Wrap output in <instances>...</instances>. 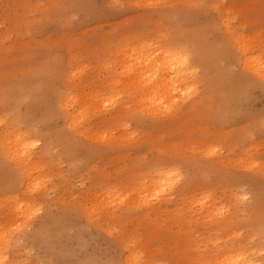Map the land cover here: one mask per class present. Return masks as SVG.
<instances>
[{
    "label": "rangeland",
    "instance_id": "1",
    "mask_svg": "<svg viewBox=\"0 0 264 264\" xmlns=\"http://www.w3.org/2000/svg\"><path fill=\"white\" fill-rule=\"evenodd\" d=\"M226 20L230 33L258 39L264 48V0H0V132L8 134L19 127L40 139L39 147L45 140L51 148L49 155L42 156L48 180L24 195L0 143V198L16 192L36 201V212L32 210L27 221L20 217L19 222L25 223L5 236L10 241L6 250H0L8 255L6 264H18L17 259L19 264H125L120 231L121 238L135 240L142 259L163 258L157 250H164L168 264H210L204 258L210 249L223 254L231 238L247 237L245 229L239 230L240 237L234 236V230H216L201 209L188 208L189 197L207 194L209 189L217 207L233 213L243 209L250 217L264 213V81L246 79L248 72L239 63ZM160 43L187 47L198 72L192 98H200L201 105L171 117L170 122L164 119L174 110L156 123L141 113L128 114L124 128L98 116L91 120L96 122L89 138L79 134L75 144L65 143L60 137L62 118L51 108L52 101L70 86L71 94L77 92L90 103L92 90L101 94L112 90L120 96L115 105H120L126 99L119 93L124 92L118 87L120 81L116 87L107 85L115 73L119 79L124 75L121 67L117 70L123 75L114 69L122 62L117 50L146 47L150 51ZM106 108L112 113L118 110L112 104ZM252 161L256 166H250ZM160 164L177 168L180 180L175 190L183 180L189 181V190L182 198L169 192L152 198L151 204L159 210L134 209L129 219L122 209L124 204L137 203L131 197L138 199L133 192L140 187V175H134ZM108 186H117L120 193L135 189H128L131 196L117 192L122 200L108 208L120 213L121 224L103 208L105 193L100 197L105 201L98 198ZM40 189L45 196H38ZM238 192L239 197L245 194L241 202ZM94 198L103 208L98 213L93 212L99 209ZM4 206L0 201L1 224L8 230L14 218ZM262 226L264 232V220ZM152 228L176 235L177 240L158 235L155 240ZM254 242L255 257L264 258V240Z\"/></svg>",
    "mask_w": 264,
    "mask_h": 264
},
{
    "label": "bare ground",
    "instance_id": "2",
    "mask_svg": "<svg viewBox=\"0 0 264 264\" xmlns=\"http://www.w3.org/2000/svg\"><path fill=\"white\" fill-rule=\"evenodd\" d=\"M118 1L119 0H111V2H118ZM227 14L224 13V16L226 17ZM224 23L228 35L230 34L229 39H231L232 43L234 44V47L236 48L237 54L239 56V61H240L239 63L241 67L244 70H246V72H248V74L246 73V79L249 80L251 77L254 79H259L261 81H264V48H262L260 42L257 41L258 39L257 40L251 39L249 41L242 34H237V33L232 34L230 33L232 32V30L229 22L226 20ZM145 44L150 47L152 43L148 41ZM157 47L155 49L152 48L153 50H150L151 49L150 48L149 49L150 51H147L148 49L146 50L145 47V49H143L144 51L142 50L143 52L141 51L142 48L141 49L133 48V50L130 49L131 50L130 52L123 48L117 50L118 55H120L121 61L123 62V66L121 62L120 63L121 66L118 65L119 63L115 64L114 69L115 72L119 71L120 74L124 73V75L122 74L123 75L122 78L119 79L120 77L119 78L117 76L115 77L116 74L115 73L109 78L107 85L109 87H111L112 85L116 87L119 85L118 81H120L121 85H119L118 87L121 86L120 89H122L124 92H119V93L120 95L122 93L126 94V97L123 95L124 98L126 99H124L123 103H121L120 105H115L117 104V102L119 103V97H120L118 96L119 94L118 93L116 94L115 92H114L115 94H113L111 92L112 90L110 91L108 87L107 88L109 92H106L105 94L103 93L101 94L100 90H96V89L92 90V94L90 95V99H91V103H90V102H85L86 99L83 96L77 95V92H75L76 94L74 93L71 94V92H69L68 89L73 90L74 88L71 89L70 86H67L66 90L62 92L60 98L59 99L57 98L56 101H52L51 103V108L55 112H57L58 115H60V117L62 118L63 132L60 136L61 139L65 143L69 145L70 144L73 145L76 143L75 139L79 134L81 136L86 135V138H89L90 137L89 132L93 128L91 125L93 121L91 122V120L92 118L95 119L98 116H100L101 118L103 117L105 121L106 120L110 121V123L112 122L118 123V125H121L124 128L125 123L123 121V118L125 115L128 114L132 115L134 113H141V115L144 114L146 117L152 120L153 123L154 122L156 123V122H162L163 120L162 118H164L162 116L167 115L166 113L174 110L173 115H169L168 118L166 117L167 119H164L170 122L171 117L174 116L177 117L180 114H188L189 112L197 108L198 105L200 106L202 103L201 99L198 98L197 100H195L194 98L195 96L193 97L194 99L192 98V93L195 91L196 88H198V84H197L198 72L196 70L197 67L193 64L191 60L187 47H183L180 45H173L169 43H164V44L160 43L159 46ZM145 52L147 53L143 54ZM126 56H129V58ZM125 59L127 63L124 64ZM193 65L195 67H193ZM117 66L121 67L122 73L120 70H117ZM116 78H118L119 80L118 79L116 80ZM185 97L186 98L191 97L192 99L186 100ZM82 101H84L86 105L83 104L81 105L80 103ZM110 104L114 105V108L115 106L116 107L119 106L117 107L118 110L116 111L113 110L114 111L113 113L111 111L107 112L106 110L107 109L109 110V108L106 107H108V105L110 106ZM108 113L111 114L109 117H106L105 115ZM88 114L89 117H87ZM129 116H125V118ZM1 130H3V128ZM3 131L0 132V143L2 146V152L4 155H6L9 158L11 164L14 166L13 169H14L15 181L16 183L17 182L19 183L18 188L22 189L20 193L26 195L27 192L28 193L32 192L33 189L35 192V189L37 187L44 185L48 180L46 179L47 178L46 173L43 168L44 164H43L42 156L44 157V155L50 154V150H51L50 143L44 140L41 143V147H39L38 142H40V139L35 138V136L30 134L29 132L26 133L24 130H22L19 127L16 128L15 132L12 131L13 133L10 131L11 133L6 134L8 131H5L6 133ZM104 136L105 135H103V138H108L107 136L106 137ZM111 137L113 138V136ZM91 138H93V136H91ZM40 158L42 161L40 160ZM249 164L250 163H248L247 165L249 166ZM251 164L250 166H253L254 164L253 161L251 162ZM247 165L246 167H248ZM259 166L258 169L259 170L262 169L259 168ZM174 169L175 168L171 166H162L160 164V165H156L154 169L153 167H150L149 169L147 168V170H144L143 172L134 175V176L140 175V182H137L139 183L140 187L136 188L135 186L136 190L134 188L132 189V191L134 190L136 191L133 192V196L135 193L137 194V192H138L137 195L139 196L135 194L136 196L135 198L138 199H134L131 197V200L133 201L137 200V203H133V204L128 203L126 205L124 204V207L122 209L123 212H125L124 215L128 216L129 219L130 217L131 219H133V215L129 216L130 212L134 209H141L142 207H147L148 210L154 213L159 207H153V205L151 204L152 198L156 199L158 196H161L168 192L170 196H172V194H175L176 196H179V198H182V196L189 190L190 183L189 181L183 180L180 184H178V188H176L175 190L173 186L175 185L176 181L179 182L180 177H179V172L175 171L177 168L175 170ZM261 178L264 179V177ZM133 185H129V186H133ZM103 188L102 191L104 190V192L101 195L98 194L99 195L98 198L100 199V197L105 193V196L108 198L107 202L103 200V197L100 199V202L101 200L105 201V202H101V203H105L103 208H107L106 211H109L107 215L110 217V219L118 220V222L120 221L119 223L121 224V220L119 219V217H121L120 213H116L115 209L113 208L112 210L108 209L109 207L116 205L118 199L122 200V198H120L121 195L119 196L117 193L119 192L118 191L119 188H117V186H115V189L112 186H108L107 189L105 188L106 190ZM131 188L128 187L130 192H132ZM172 188L173 190H171ZM43 189L45 190V188ZM43 189H40L38 191L39 197L45 196L46 190L44 191ZM128 189L122 193L131 196L132 193L129 194L130 192L129 193L127 192ZM16 190L17 189H15L14 191ZM209 191L210 190L208 189V193ZM98 193H102V192L99 191ZM122 193L119 192V194ZM208 193L204 195L202 194L201 196L200 195L197 196L196 194H193L191 197H189V201L192 205L190 204L188 208H193L195 206L201 209L203 214L206 215L208 219L210 218L209 219L210 225L213 228H217L216 230L218 229H222L223 231L234 230L233 232L234 236L240 237L239 230L245 229L247 231V237H245V239H239L236 241L233 240L232 238L231 239L229 238L230 242H228V244L224 247L223 254L222 252H220V250L214 252V249H210L207 255L204 257L205 260H207L208 262L210 261V264H264V258L255 257L256 255L255 253H257L258 249L254 242L255 239H257L258 242L264 240V232L262 226V221L264 220V213L261 214L256 213L254 214L253 217H250L248 214L244 213L243 209H238V211H235L234 213L230 212L229 208L224 209L222 205H220L222 207H217L216 204L218 202L215 204L213 201L212 203ZM238 194L239 192L237 193V196ZM128 196H125L126 198L123 199H127V198L129 199ZM95 198L96 200H99L97 199V196H95ZM95 198L93 199L94 200L93 203L95 202L97 204ZM244 198H245V194L242 193V197H239L238 200L241 202ZM0 201L2 204L5 205L4 207L9 209L10 215H12V217L14 218V219H11L12 217L10 218L12 221L8 230H6L7 228H5L6 226L4 227V224H1L2 222L0 218V248L2 249L4 248V250H6L8 241H10L6 239L7 237H5L7 232L9 230L13 229L14 231L15 229L19 228L21 223L19 222V220L21 219L20 217L25 218L28 215H32L31 213L34 211V206L36 201L35 198L32 196L20 198V194L16 192L11 197L10 196H8L7 198L1 197ZM169 201L170 198L168 197L165 200L166 205L168 204ZM92 206L94 205L92 204ZM96 206L99 207L98 205ZM176 206L177 207L175 210V214H178L180 207H178V203H176ZM225 207L228 206L225 205ZM92 209L94 208L91 207V210ZM102 209H100L99 207V209L97 208V210L94 209L93 212L96 211L98 213V210H102ZM216 216H219V218L221 219H217ZM24 218H22V220ZM89 218L91 219V217ZM140 218L141 217H135V219L137 220H140ZM27 219L28 218L26 217L25 220L27 221ZM25 220H23V222ZM150 231L152 234L151 236H153V239L157 238L158 235L159 239H164V240L172 239L173 241L174 239L177 240L176 235L168 236L166 234L156 233L153 230V228ZM10 232L11 231H9V233ZM122 234H123L122 231H120L119 241L121 242L124 253H126V255L123 254L122 256L123 258L122 260L125 264H168V262L163 260L165 257L164 254L166 253L164 250L162 251L157 250L159 256H162L163 258L159 257L157 259H150L149 257L147 259L145 258L142 259V255L140 254V251L137 248H135L134 245L135 240L131 238L127 241L124 238H121L124 237ZM130 235H132V232L130 233ZM216 239L217 241L220 240V238H216ZM18 240L19 239H17L16 241L15 239L16 242H20ZM215 241L216 240H213V242ZM209 242L211 243L212 241ZM213 244L214 243H212L211 247L213 246ZM218 246H220V244ZM173 248L174 247H172V249ZM2 251L0 250V264H6L7 262L6 257L8 255L6 254V251L5 252ZM19 261L17 259L15 262L19 264ZM22 261L24 262L25 258Z\"/></svg>",
    "mask_w": 264,
    "mask_h": 264
}]
</instances>
